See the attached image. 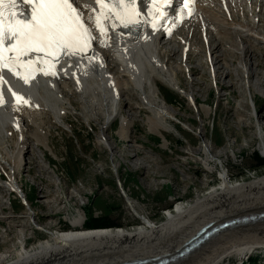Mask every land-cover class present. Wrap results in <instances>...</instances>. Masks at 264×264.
Returning <instances> with one entry per match:
<instances>
[{"label": "bare ground", "instance_id": "1", "mask_svg": "<svg viewBox=\"0 0 264 264\" xmlns=\"http://www.w3.org/2000/svg\"><path fill=\"white\" fill-rule=\"evenodd\" d=\"M76 3L81 6L83 20L91 33L85 52L69 50L56 61L45 57L49 62L36 63L30 74L27 68L19 65L13 67L17 75L7 68H0V75L6 81L0 82V98L3 101L0 103V170H7L9 176L0 185V213L5 211L4 196L18 192L24 193L29 210L32 209L28 195L18 180L22 167H26L30 173L33 171L29 165L38 167L35 178L42 181L40 192L43 196L53 198L42 200L46 203L48 219L63 209L62 205L55 208L54 203H59L63 196L56 195L48 187L50 182L44 181L46 165L40 162L41 157L34 151L33 145L40 148L48 138L49 129L44 125L50 122L49 119L52 118L56 125L66 123L65 118L70 109H78L73 102L77 103L80 115L89 124L91 120L103 119L97 143L104 145L114 159L117 152L109 141L112 133H107V130L120 112L118 107L126 104V115H122L115 133L123 137L129 135V128L134 124L132 110L135 109L131 105L129 90L136 93L142 108L151 112L147 124L152 131L169 130L165 119H169L171 108L164 103L165 99L160 100L158 84L183 89L178 77L180 69H189L192 74L196 73V69H209L217 83L222 81V91L225 87L240 83V94L249 92L255 98L254 89L264 95V58L256 57L258 53H264V34L261 33L264 31V25L261 24L264 21V0H196L194 4L185 0H171L170 4L161 7L165 12L161 19L156 18L157 0H136L134 7L139 26L136 33L127 31L125 34L120 33L103 3L96 4L95 0H76ZM253 17L260 24H255ZM97 18L100 20L99 27L96 25ZM249 29H257L256 34ZM37 55L41 54L30 53L21 59L34 60ZM190 55L194 56L195 64L189 67L187 63L190 62ZM169 58L174 59L176 64L171 65ZM4 59L7 61L8 57L4 56ZM25 75L29 77L28 83L22 79ZM233 75L235 77L232 79ZM236 75L241 76V80ZM253 77L257 79L255 83ZM195 84V79H192L189 89H183L184 95L194 103L198 100ZM11 90L22 99L13 102L9 96ZM224 93L218 96L222 98ZM239 100L232 110V117L238 127H246L249 125L244 116L247 110L240 107L245 105V101ZM253 102L256 103L254 99ZM199 109L209 113L204 106L200 105ZM263 116V113L258 114L257 121ZM257 123V148L264 155V123ZM41 129H45V132ZM202 131L205 134L203 128ZM164 137L166 143L168 138L165 134ZM9 138L12 139L10 148L5 143ZM190 150L187 153L193 155L200 148ZM202 153L207 168L222 152L206 143ZM136 154H139L137 150ZM151 161L149 156L139 158L134 163L135 168L152 169L155 164ZM154 171L159 173L160 168ZM1 177L3 173H0ZM218 177V184L204 193L197 194L187 203L176 202L172 209H167L165 219L160 224L144 220L143 225L128 229L119 226L87 227L83 213L77 211L70 217V228L57 226L52 220L47 221L54 231L28 244L27 229L31 227L33 230L35 227H29L27 222L30 214L27 212L19 216L25 217L19 224L10 220L12 215L2 214L0 218L11 225L5 230L6 233H0V239L3 240L8 232H13L18 245L14 250L11 246L0 254V264H118L156 255H172L208 222L216 225L242 215L264 212V173L245 180L231 181L228 172L221 170ZM53 183L59 185L58 182ZM71 192L64 196V200L72 197ZM251 223L257 224L247 227L245 231L235 230L233 236H227V232L223 231L246 223L221 229L198 249L195 248L172 264H217L231 254L237 255V264H241L254 248L264 246V240H246L251 236L250 232L264 234V220Z\"/></svg>", "mask_w": 264, "mask_h": 264}, {"label": "rangeland", "instance_id": "2", "mask_svg": "<svg viewBox=\"0 0 264 264\" xmlns=\"http://www.w3.org/2000/svg\"><path fill=\"white\" fill-rule=\"evenodd\" d=\"M253 19L255 18L253 17ZM257 23L260 24V22H255V24ZM261 24L264 25V21ZM245 27L249 28L248 26ZM249 31L256 34L257 29H249ZM261 33L264 34V31ZM261 53H258L256 57L264 58V53ZM190 56V62L187 63L189 67L195 64L194 56ZM252 61L255 63L254 58ZM169 63L171 65L176 64L172 58H169ZM203 70L196 69L194 74L189 69L179 70L178 77L184 90L189 89V82L195 79L197 84L194 85L195 94L198 96L196 103L184 95L185 91L182 88L173 89L165 84H158L160 85V100L165 99L167 102L164 103L171 108L169 119H165L166 124L169 125L167 131H152L150 129L147 118L151 112L143 109L142 104L137 100L136 93L129 90L131 105L135 107L132 110L133 116L131 118L134 124L129 128V137L115 133L122 115H126V104L118 107L120 112L115 116L110 125L111 128L107 130V133H112L109 141L117 152L114 159L104 145L100 146L97 143L101 132L100 122L103 120L102 118L98 120L99 122L91 120V124H89L80 115L79 107L76 106L77 103L73 102L74 107L78 109H70V113L66 115L65 124L56 125L52 118L49 119L50 122L44 125L49 129L48 138L44 140V144L40 148L33 145V149L40 155V162L46 165L44 181L50 182L51 185L48 187L56 195L63 196L59 203H54L57 206L55 208H60L62 205L63 209L48 219L46 203L42 200H52L53 198L52 196H43L40 192L42 181L38 177L35 178L38 167L29 165L33 171L30 173L26 167H22L18 173V180L21 181L20 184L28 195L32 209L29 210L26 199L24 201V193L6 194L3 198L5 211H2L0 215L10 214L12 215L10 220L19 224L23 221L22 219H25V217L19 216L28 212L30 214V219L28 218L27 221L30 224L29 227L35 225L33 230L31 227L27 229L28 244H30L54 231L53 227L47 225V221L52 220V223H57V226L70 228V217L77 211L83 213V221L88 219L89 215L104 222L102 225L104 227L119 226L128 229L138 224L143 225L144 220L160 224L165 219V211L172 209L176 202L187 203L197 194H202L211 186L218 184V176L221 170L228 172L231 181L263 175L264 165H257L253 155L257 152L264 157L260 149L257 148L259 140L255 133L259 124L257 122L264 123V116L258 121L256 119L258 114H264V95L257 90L254 91V89L252 92L255 98L249 95V92L241 93V95L239 93L240 87H238L240 83L225 87L222 91L220 89V82L222 81L217 83L209 69ZM255 70L262 71V69ZM234 77L235 75L232 76V79ZM237 77L241 78L239 75H236ZM252 80L254 83L257 81L256 77H253ZM222 93L224 95L220 98L218 95ZM239 99L245 101V105L240 107L245 111L247 110L245 112L247 115L244 113V116L246 124L249 125L246 127H238L232 117V110L240 101ZM253 99L256 103L253 102ZM200 105L206 107L209 113L201 111ZM202 128L205 134L203 131V133L201 132ZM43 131L45 132V129ZM43 131L41 132L44 133ZM164 134L168 138L166 143ZM5 143L10 148L12 139H7ZM206 143L214 150H221L222 152L219 158H215L209 163L207 168L202 159V148ZM195 147L200 148V150L193 155L187 153ZM136 150L139 154H136ZM144 156H149L151 162L155 164L152 169L135 168L134 163ZM159 168L160 172L156 173L154 170L157 171ZM6 171L0 170L3 177H5L4 174L8 176ZM52 181L58 182L59 185H54ZM70 191L74 192H71L73 194L70 193L72 197L64 200V196H67ZM3 192L6 193V191ZM34 217L35 219H33ZM254 224L257 223L241 224L223 232L233 236L235 230L245 231L247 227L254 226ZM9 225L11 224L7 220L0 218V233H6L5 230L8 229ZM13 235V232H8L3 240L0 239V254L5 249H10L11 246L13 250L17 247L18 244ZM250 235L246 240H264V234L250 232ZM249 257H254L259 264H264V246L254 248L241 264H247ZM237 261V255L231 254L217 264H237Z\"/></svg>", "mask_w": 264, "mask_h": 264}, {"label": "snow or ice", "instance_id": "3", "mask_svg": "<svg viewBox=\"0 0 264 264\" xmlns=\"http://www.w3.org/2000/svg\"><path fill=\"white\" fill-rule=\"evenodd\" d=\"M104 0H95L96 4H102ZM109 2L121 5L125 2L134 5L136 0H109ZM155 2V0H154ZM170 4L171 0H164ZM7 4V16L5 7ZM30 9L26 15L22 9ZM24 16L23 20L19 18ZM123 19V17H118ZM97 18L96 25L99 27ZM91 39V33L83 20L81 6L76 0H0V46L6 41L10 43L8 50L14 55L5 61L3 52L0 51V68H7L13 72L14 66L25 67L30 71L36 63H47L45 57L56 59V54L67 49H77L87 46ZM30 53H43L36 58L27 61L21 59ZM14 75L17 73L13 72ZM47 75V72L45 73ZM28 83L29 77H22ZM0 82L6 83L0 75ZM13 95H16L13 93ZM2 97V92H0ZM20 100L22 97H18ZM0 98V103H2Z\"/></svg>", "mask_w": 264, "mask_h": 264}, {"label": "water", "instance_id": "4", "mask_svg": "<svg viewBox=\"0 0 264 264\" xmlns=\"http://www.w3.org/2000/svg\"><path fill=\"white\" fill-rule=\"evenodd\" d=\"M259 220H264V212L235 217L216 225H213V222H208L207 224L199 228L191 237L185 240L179 247V249L172 255H156L118 264H170L185 257L188 253L200 246L204 241L215 235L221 229H225L227 227L235 226L241 223H249Z\"/></svg>", "mask_w": 264, "mask_h": 264}, {"label": "trees", "instance_id": "5", "mask_svg": "<svg viewBox=\"0 0 264 264\" xmlns=\"http://www.w3.org/2000/svg\"><path fill=\"white\" fill-rule=\"evenodd\" d=\"M253 156H254V159H255L257 165H259V166L264 165V157H262L257 152H255ZM85 223H86L87 227H102V225L104 224V222H101L99 219H95L94 217H90L89 215H88V219L85 220ZM247 264H259V263H258V261H256V259L254 257H249Z\"/></svg>", "mask_w": 264, "mask_h": 264}]
</instances>
